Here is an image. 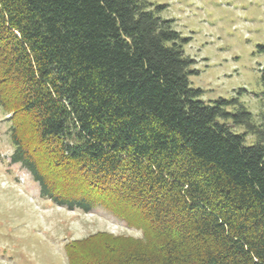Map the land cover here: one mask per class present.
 I'll use <instances>...</instances> for the list:
<instances>
[{
	"label": "trees",
	"instance_id": "trees-1",
	"mask_svg": "<svg viewBox=\"0 0 264 264\" xmlns=\"http://www.w3.org/2000/svg\"><path fill=\"white\" fill-rule=\"evenodd\" d=\"M165 8L0 0L10 163L54 205L142 232L71 240L68 264H264V111L202 99Z\"/></svg>",
	"mask_w": 264,
	"mask_h": 264
},
{
	"label": "rangeland",
	"instance_id": "rangeland-1",
	"mask_svg": "<svg viewBox=\"0 0 264 264\" xmlns=\"http://www.w3.org/2000/svg\"><path fill=\"white\" fill-rule=\"evenodd\" d=\"M148 1L164 5L161 17L189 38L185 54L199 72L190 82L204 91L202 99L238 98L258 123L264 111V0ZM228 123L237 133L246 130ZM10 125L0 107V264H68L65 244L99 231L142 236L103 207L70 211L42 198L29 173L10 163ZM254 142L247 136V145Z\"/></svg>",
	"mask_w": 264,
	"mask_h": 264
}]
</instances>
